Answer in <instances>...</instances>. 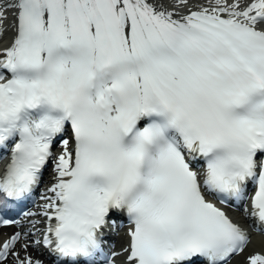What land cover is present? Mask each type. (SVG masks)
Wrapping results in <instances>:
<instances>
[{
  "label": "snow or ice",
  "instance_id": "obj_1",
  "mask_svg": "<svg viewBox=\"0 0 264 264\" xmlns=\"http://www.w3.org/2000/svg\"><path fill=\"white\" fill-rule=\"evenodd\" d=\"M0 165V264H264V0H0Z\"/></svg>",
  "mask_w": 264,
  "mask_h": 264
},
{
  "label": "bare ground",
  "instance_id": "obj_2",
  "mask_svg": "<svg viewBox=\"0 0 264 264\" xmlns=\"http://www.w3.org/2000/svg\"><path fill=\"white\" fill-rule=\"evenodd\" d=\"M11 228H0V232L2 231V230H7V231H9ZM261 242H259V241H254L253 242V244H252V246H250V251L252 250V247H256V248H259L260 246H261ZM239 258H241V257H239ZM243 258V257H242Z\"/></svg>",
  "mask_w": 264,
  "mask_h": 264
},
{
  "label": "rangeland",
  "instance_id": "obj_3",
  "mask_svg": "<svg viewBox=\"0 0 264 264\" xmlns=\"http://www.w3.org/2000/svg\"><path fill=\"white\" fill-rule=\"evenodd\" d=\"M239 260V259H238Z\"/></svg>",
  "mask_w": 264,
  "mask_h": 264
}]
</instances>
